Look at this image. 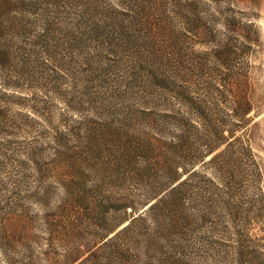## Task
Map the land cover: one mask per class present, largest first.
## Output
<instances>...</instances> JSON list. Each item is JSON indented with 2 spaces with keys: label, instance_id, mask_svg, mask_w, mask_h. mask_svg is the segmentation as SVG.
Here are the masks:
<instances>
[{
  "label": "trees",
  "instance_id": "obj_1",
  "mask_svg": "<svg viewBox=\"0 0 264 264\" xmlns=\"http://www.w3.org/2000/svg\"><path fill=\"white\" fill-rule=\"evenodd\" d=\"M200 3L0 0V76L58 28L76 45L92 40L128 56L125 75L90 86L87 104L51 127L57 193L41 222L47 264H264L263 171L247 131L249 82L231 65L235 44L215 43L197 74L165 50L177 49L173 19L212 25L189 9ZM60 8L68 15L55 18ZM26 26L37 30L32 46ZM25 83L4 78L3 87ZM8 110L0 107L4 134Z\"/></svg>",
  "mask_w": 264,
  "mask_h": 264
},
{
  "label": "rangeland",
  "instance_id": "obj_2",
  "mask_svg": "<svg viewBox=\"0 0 264 264\" xmlns=\"http://www.w3.org/2000/svg\"><path fill=\"white\" fill-rule=\"evenodd\" d=\"M199 2V8L191 5L189 9L199 10L196 14L211 19L212 25L190 29L173 19L170 29L179 34L180 42L176 41L177 49L172 51V46L168 49L167 44L165 50L185 60L183 70L192 69L197 74L195 70L207 57L208 50L217 48L215 43L235 44L236 55L231 65L249 82L252 111L248 114L247 131L263 171L264 190V0ZM179 3L183 4V0ZM97 4L105 8L121 6L120 0H97ZM67 11L69 8H60L53 16L63 18ZM27 14L26 19L32 20L33 16ZM24 29L23 34L32 46L35 37L30 33L36 34L37 30L30 26ZM53 31L42 47L29 52L30 60L12 63L7 73L0 76V107L9 109L7 114L12 124L5 129L9 134H4L0 126V242H6L7 238L14 242L1 243L0 264H47L48 246L42 238L41 222L57 193L48 167L54 146L51 127L64 120L63 115L72 116L71 106L87 104L82 92H88L90 86L113 85L116 78L128 71V56L123 52L109 54L92 40L76 45L65 28ZM31 46L27 45V50L33 49ZM4 78L26 83L21 88H5ZM78 144L84 145L76 139L70 140V146ZM200 170L207 169L200 166ZM207 172L214 177L211 170ZM26 232L37 242L30 239L23 243ZM253 232L263 234L257 229ZM215 247L219 250L222 246ZM207 264L217 263L212 260Z\"/></svg>",
  "mask_w": 264,
  "mask_h": 264
}]
</instances>
